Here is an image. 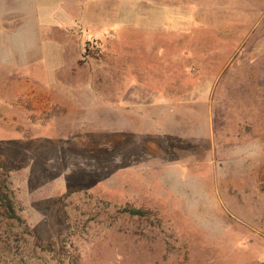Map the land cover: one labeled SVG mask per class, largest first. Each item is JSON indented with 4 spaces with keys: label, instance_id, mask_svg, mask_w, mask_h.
I'll use <instances>...</instances> for the list:
<instances>
[{
    "label": "rangeland",
    "instance_id": "obj_1",
    "mask_svg": "<svg viewBox=\"0 0 264 264\" xmlns=\"http://www.w3.org/2000/svg\"><path fill=\"white\" fill-rule=\"evenodd\" d=\"M0 191V264H264V0H0Z\"/></svg>",
    "mask_w": 264,
    "mask_h": 264
},
{
    "label": "trees",
    "instance_id": "obj_2",
    "mask_svg": "<svg viewBox=\"0 0 264 264\" xmlns=\"http://www.w3.org/2000/svg\"><path fill=\"white\" fill-rule=\"evenodd\" d=\"M0 199H2L4 203V209L8 214V217L10 219H14L18 221L21 224H24L25 221L22 219L18 214H17V208L13 202V200L10 198L8 194H4L3 192L0 191ZM122 213H128L130 215H137V216H145L147 215V212L142 210V209H137L133 207H126L121 210ZM29 233H31L29 231ZM31 235H34L31 233ZM38 245V244H37ZM61 259H59V264H79L77 257L73 256L71 253V250H69L67 247H63L62 253H61ZM9 258L6 260L8 261ZM9 262V261H8Z\"/></svg>",
    "mask_w": 264,
    "mask_h": 264
}]
</instances>
